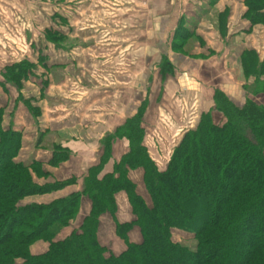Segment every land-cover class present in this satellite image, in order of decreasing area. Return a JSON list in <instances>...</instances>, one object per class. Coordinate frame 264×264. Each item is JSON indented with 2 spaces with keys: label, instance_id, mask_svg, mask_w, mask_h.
Instances as JSON below:
<instances>
[{
  "label": "crops",
  "instance_id": "obj_1",
  "mask_svg": "<svg viewBox=\"0 0 264 264\" xmlns=\"http://www.w3.org/2000/svg\"><path fill=\"white\" fill-rule=\"evenodd\" d=\"M246 12L244 0H147L145 6L136 0H0L1 126L20 135L14 160L41 163L47 176H33L38 185L74 179L21 203L48 204L80 192L87 170L102 154L103 139L140 108L143 144L162 170L202 113L209 112L214 125L224 123L213 107L215 92L236 107L247 101L264 107V26L251 24ZM45 30L58 35L45 41ZM38 56L43 62L20 90L3 81L5 67ZM21 97L30 100L33 112ZM54 146L68 155L51 166ZM127 151L124 138L113 140L100 175L111 173ZM128 176L141 190L142 170ZM116 203V221H127L125 195L118 194ZM88 211L81 199L76 219L57 239L78 228ZM104 221L114 234L105 214L100 239ZM117 239L123 246H113L119 255L125 245Z\"/></svg>",
  "mask_w": 264,
  "mask_h": 264
},
{
  "label": "trees",
  "instance_id": "obj_2",
  "mask_svg": "<svg viewBox=\"0 0 264 264\" xmlns=\"http://www.w3.org/2000/svg\"><path fill=\"white\" fill-rule=\"evenodd\" d=\"M251 24L264 26V0H244ZM55 31H43L45 41ZM38 62L22 61L4 68L3 81L22 88ZM30 111V100L24 101ZM214 110L225 119L214 125L202 113L196 125L183 133L166 167L159 170L143 144L144 109L101 143L102 154L83 179L80 192L48 204L21 202L72 185L74 179L38 185L33 176L47 175L41 163H18L20 135L1 126L0 108V264H264V107L247 101L236 107L220 92ZM124 138L128 151L109 174L100 175L110 157L112 141ZM49 160L56 166L67 151L53 147ZM142 170V190L129 172ZM124 194L131 219L117 222L116 196ZM81 199L89 211L78 228L58 240L73 222ZM109 215L114 235L125 245L115 256L97 236L100 218ZM177 231L190 234L192 247L176 242ZM138 242L130 241L131 233ZM36 241L45 252L30 253Z\"/></svg>",
  "mask_w": 264,
  "mask_h": 264
},
{
  "label": "rangeland",
  "instance_id": "obj_3",
  "mask_svg": "<svg viewBox=\"0 0 264 264\" xmlns=\"http://www.w3.org/2000/svg\"><path fill=\"white\" fill-rule=\"evenodd\" d=\"M26 44L28 45V42H26ZM27 49H28V47H27ZM174 148H173V150H174ZM173 150L171 149L170 156L172 155ZM85 206H86V202L84 201L83 204L81 205L80 213L78 212L79 214L84 215L86 213L85 211H83V207H85ZM126 215L128 216L127 220L131 219L129 212L126 213ZM103 226H104V233L101 235V239L98 238V236H97V238H98L99 242L103 246H105L110 253H112V254H114L116 256L121 250H117L116 248H113V246L115 245V243H119L120 246H122V243H120L118 241V239L116 238V236L113 234V232L110 231V227H109V225L107 224L106 221L103 222ZM129 237H130L129 239H130L131 242H137L135 239L138 237V234L132 232ZM173 239L176 242H180V243L185 244V245L190 246V247H192L194 245L193 240H192V236L190 234H187V233H183V232L177 231V232H175L173 234ZM42 243L43 242H41V241H36L35 243H33L30 246V253L32 255H36V254H39V253L43 252L45 250V246ZM17 264H20V261H18Z\"/></svg>",
  "mask_w": 264,
  "mask_h": 264
},
{
  "label": "built area",
  "instance_id": "obj_4",
  "mask_svg": "<svg viewBox=\"0 0 264 264\" xmlns=\"http://www.w3.org/2000/svg\"><path fill=\"white\" fill-rule=\"evenodd\" d=\"M139 4L145 6L147 4V0H136Z\"/></svg>",
  "mask_w": 264,
  "mask_h": 264
}]
</instances>
